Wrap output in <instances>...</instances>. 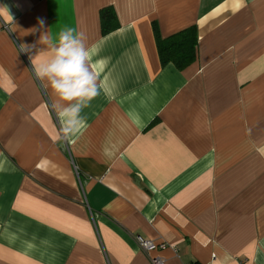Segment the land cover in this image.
Listing matches in <instances>:
<instances>
[{
  "label": "crops",
  "instance_id": "obj_1",
  "mask_svg": "<svg viewBox=\"0 0 264 264\" xmlns=\"http://www.w3.org/2000/svg\"><path fill=\"white\" fill-rule=\"evenodd\" d=\"M0 7V264H264V0ZM154 25L195 27V62L162 66ZM66 27L97 76L75 127L29 58Z\"/></svg>",
  "mask_w": 264,
  "mask_h": 264
},
{
  "label": "clouds",
  "instance_id": "obj_2",
  "mask_svg": "<svg viewBox=\"0 0 264 264\" xmlns=\"http://www.w3.org/2000/svg\"><path fill=\"white\" fill-rule=\"evenodd\" d=\"M3 7H0V12ZM43 27V19L38 20ZM79 35V31L72 27H66L60 31L59 47L55 50V56L51 60L44 56L29 57L32 61L33 71L37 79L45 78L50 82L53 92L64 101H77L64 109V115L69 117L68 123L75 127L80 121L77 119L81 105L85 101H91L98 95L97 76L85 67L89 59V52L83 43L73 34ZM41 42H46L42 37ZM33 46L20 45V51L27 52ZM54 109V105L52 106Z\"/></svg>",
  "mask_w": 264,
  "mask_h": 264
},
{
  "label": "trees",
  "instance_id": "obj_3",
  "mask_svg": "<svg viewBox=\"0 0 264 264\" xmlns=\"http://www.w3.org/2000/svg\"><path fill=\"white\" fill-rule=\"evenodd\" d=\"M99 16L104 34L116 27V16L111 8L101 10ZM153 35L162 66L172 64L177 70L182 71L195 62L198 40L195 27H190L166 39H162L156 25H154Z\"/></svg>",
  "mask_w": 264,
  "mask_h": 264
},
{
  "label": "built area",
  "instance_id": "obj_4",
  "mask_svg": "<svg viewBox=\"0 0 264 264\" xmlns=\"http://www.w3.org/2000/svg\"><path fill=\"white\" fill-rule=\"evenodd\" d=\"M139 248L143 251V252H148L149 250L153 249L154 245L151 242L148 241H144L142 240L140 237L135 238ZM151 263L152 264H163L162 260L159 259H151Z\"/></svg>",
  "mask_w": 264,
  "mask_h": 264
}]
</instances>
